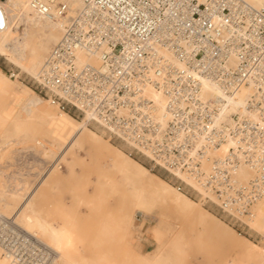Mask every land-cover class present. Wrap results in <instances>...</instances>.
Instances as JSON below:
<instances>
[{
	"label": "built area",
	"instance_id": "obj_1",
	"mask_svg": "<svg viewBox=\"0 0 264 264\" xmlns=\"http://www.w3.org/2000/svg\"><path fill=\"white\" fill-rule=\"evenodd\" d=\"M0 0V32L7 15ZM61 39L46 56L39 93L59 110L89 112L108 139L174 177L242 228L264 194V8L244 0H79ZM54 21L67 0H32ZM82 51L95 63H80ZM223 96L251 88L247 115L221 116ZM164 97L159 107L148 96ZM225 156H213L227 139ZM248 167L253 176L236 179ZM17 212L0 215V254L7 264H51L55 251L23 228Z\"/></svg>",
	"mask_w": 264,
	"mask_h": 264
},
{
	"label": "bare ground",
	"instance_id": "obj_2",
	"mask_svg": "<svg viewBox=\"0 0 264 264\" xmlns=\"http://www.w3.org/2000/svg\"><path fill=\"white\" fill-rule=\"evenodd\" d=\"M31 1H3V9L7 15V28L0 32V54L19 65L20 68L27 70L37 79L46 56L61 39L63 27L74 16L80 2L79 0H67L69 4L67 15L59 20L50 21L31 7ZM244 1L254 8H264V0ZM21 23L24 25L22 33L19 32ZM46 25L52 27L54 32L53 34L48 33L45 46L38 48L34 45V39ZM50 43L54 44L49 49ZM41 49L45 53L48 51L44 59L41 55ZM77 54L80 63H95L97 61V59L85 57L82 51ZM6 84L5 74L0 71L1 99L9 96ZM201 93L208 97H222L224 101L221 102V116H228L230 122L233 115H247L245 102L251 94V88L247 86L242 85L232 94L223 96L214 84L203 81ZM12 96L16 99V107L10 112L11 116L8 118L10 128L1 131L4 124L0 122V153L11 145L21 143L19 133L24 130L26 125L30 124L33 113H36L40 120H47L45 101L33 103V101L29 100L28 91L23 89H19L17 93L13 92ZM148 96L159 107L163 106L165 99L160 93L151 88L148 89ZM92 118L94 117L89 112L85 113L82 121H76L66 113H53L49 119V136L42 140L44 144L42 154L44 158H47L49 154L48 141L46 139H49V143L52 145L51 148L54 146L53 148L58 151L46 175L40 179L43 181L48 174H59L62 178L74 180L75 169L87 165L89 161L90 154L86 147L96 150V154L100 158V165H98L93 179L98 192L101 195H121L123 198L125 197L132 203L133 215H123L113 221L102 220L91 242L93 245L101 246L105 242L112 240L113 234L118 231L122 230L125 231L124 234L128 233L131 226H133L134 215L137 211L146 217L156 206L171 207L182 216H193L194 223L202 227V229L210 228V225L205 220L206 216H212L209 212L206 211L205 215L201 214L197 210V202L188 199L183 193L178 192L176 188L152 174L147 168L131 159L118 147L108 144L99 133L88 127V123ZM233 144V139L229 138L211 155L225 156ZM62 164H64V170H62ZM233 176L236 179L247 180L253 176V171L248 167L242 166L234 170ZM39 182L37 183L39 184ZM73 189L77 190V187L75 186ZM19 191L1 187L0 202H3L4 196L19 198V195H21ZM33 193L34 189L29 191L25 197L23 196L21 208L27 205ZM61 206V201L57 199L53 206L54 212H59ZM254 210L255 219L264 217V194L256 202ZM24 222L26 230L35 235L39 233L43 236L46 244L56 253L54 260L58 259L62 264H88V258H92L95 261L94 264H124L108 252L97 253L92 256L84 254L83 246L86 244V239L77 234L75 224L66 218L62 221L52 218L46 219L42 218L35 210H31L29 214L25 215ZM181 254L182 250H178L175 253V259H180ZM54 260L51 264H53ZM129 262H136L137 264H166L168 261L165 255L157 252L152 258L142 254H134ZM249 262H264V252L257 244L245 241L238 257L223 264H248ZM0 264H7L1 254Z\"/></svg>",
	"mask_w": 264,
	"mask_h": 264
},
{
	"label": "rangeland",
	"instance_id": "obj_3",
	"mask_svg": "<svg viewBox=\"0 0 264 264\" xmlns=\"http://www.w3.org/2000/svg\"><path fill=\"white\" fill-rule=\"evenodd\" d=\"M20 25L19 32L22 33L24 25L22 23ZM53 32L54 29L46 25L36 35L34 45L38 48L45 46L48 33L53 34ZM53 44H49V49ZM47 52L45 53L41 49L43 59ZM0 71L5 74L9 93V96L0 98V122L4 124L1 131L10 128L8 118L11 116L10 112L16 107V99L12 93H17L19 89L27 90L29 100L33 103L45 101L47 110V120L42 121L36 116V113H33L30 124L26 125L24 130L19 133L21 143L11 145L0 153V188L17 189L21 193L19 198L4 196L3 202H0V215L9 216L16 211L18 213L17 221L25 229V215L29 214L31 210H35L42 218H46L44 212L45 189L46 184L49 183V218L59 221L66 218L72 221L77 233L86 239L83 250L87 256L108 252L120 262L122 261L121 263L137 264L129 262L134 254L152 258L155 253L159 252L167 257L166 264H223L238 257L245 241L257 244L264 252V217L255 219L254 207L256 203L252 209V218L247 222L248 227L242 228L238 222H234L223 214L216 205L209 201L205 202L202 195L188 187H184L182 193L188 199L198 203L197 210L201 214L205 215L207 211L212 215L205 217L210 228L202 229L194 223L193 216H182L171 207L156 206L146 217L137 211L134 215L133 226L128 233L124 234L125 231H118L113 234L112 240L101 246L93 245L91 242L102 220L113 221L123 215H133L132 203L125 197L101 195L98 192L93 179L97 167L100 165V158L97 156L96 150L86 147L90 154L89 161L87 165L75 169L74 180L62 178L59 174H48L41 181L58 151L53 148L54 146L51 148L49 139H46L49 154L47 158H44L42 154L44 146L42 140L49 136V119L53 113H66L74 120L82 121L85 114L59 110L48 102L49 100L42 93H39L38 78L36 79L27 70L20 68L19 65L8 60L2 54H0ZM88 127L99 133L108 144L118 147L152 174L176 188L179 182L162 169L153 167L146 157L136 153L129 155L130 148L126 144L118 140H109L108 135L96 123L90 121ZM62 170H64V164H62ZM75 186L77 190L73 189ZM33 189L34 193L27 205L21 208L23 198ZM57 199L61 201L62 206L59 212H54L53 206ZM64 202L71 204V209H67ZM19 207L20 209H18ZM36 235L46 243L43 236L39 233ZM140 248L143 250L141 251ZM178 250H182V254L180 259H175V253ZM87 262L94 264L95 261L88 258ZM53 264H62V262L56 259ZM248 264H264V262H249Z\"/></svg>",
	"mask_w": 264,
	"mask_h": 264
},
{
	"label": "crops",
	"instance_id": "obj_4",
	"mask_svg": "<svg viewBox=\"0 0 264 264\" xmlns=\"http://www.w3.org/2000/svg\"><path fill=\"white\" fill-rule=\"evenodd\" d=\"M45 199H46V203H45V207H44V212H45V217L47 219H49V183L46 184V189H45ZM64 205L66 206L67 209H71V204H69L68 202H64ZM75 220L78 222V220L76 219V217H74ZM79 235V233H77ZM141 251L143 250L142 248H140Z\"/></svg>",
	"mask_w": 264,
	"mask_h": 264
}]
</instances>
